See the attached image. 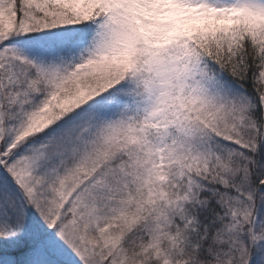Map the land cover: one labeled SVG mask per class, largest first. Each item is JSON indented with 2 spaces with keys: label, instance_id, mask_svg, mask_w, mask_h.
Segmentation results:
<instances>
[{
  "label": "snow or ice",
  "instance_id": "obj_1",
  "mask_svg": "<svg viewBox=\"0 0 264 264\" xmlns=\"http://www.w3.org/2000/svg\"><path fill=\"white\" fill-rule=\"evenodd\" d=\"M0 264H264V0H0Z\"/></svg>",
  "mask_w": 264,
  "mask_h": 264
}]
</instances>
